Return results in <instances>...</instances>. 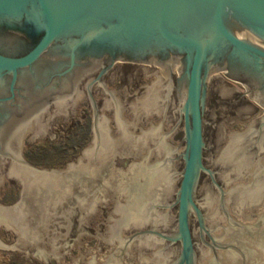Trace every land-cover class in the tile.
Returning a JSON list of instances; mask_svg holds the SVG:
<instances>
[{"label": "water", "instance_id": "obj_1", "mask_svg": "<svg viewBox=\"0 0 264 264\" xmlns=\"http://www.w3.org/2000/svg\"><path fill=\"white\" fill-rule=\"evenodd\" d=\"M29 3L43 34L22 56L0 55V71L32 72L70 32L122 46L163 41L186 56L170 67L177 94L167 68L119 57L105 90L87 97L93 137L64 169L28 165L21 143L64 111L70 94L25 107L20 93L0 101V185L3 177L20 185L16 202L0 204V224L16 235L0 250L53 259L72 241L97 239L93 250L115 247L101 264H264V113L228 132L212 170L200 167L206 81L225 72L223 51L234 71L264 81V0H0V14Z\"/></svg>", "mask_w": 264, "mask_h": 264}, {"label": "flooded vegetation", "instance_id": "obj_2", "mask_svg": "<svg viewBox=\"0 0 264 264\" xmlns=\"http://www.w3.org/2000/svg\"><path fill=\"white\" fill-rule=\"evenodd\" d=\"M106 27L105 24L101 25L103 29ZM43 30V20L36 4L29 3L24 11L14 15L0 14V55L7 57L24 55L38 42ZM99 37V34L94 32H85L83 35L70 32L51 43L34 63L32 72L22 68L15 72L1 70L0 101L9 102L16 93H20L26 99V103L21 101L24 107L39 102L52 104L55 95L66 96L69 93L70 97L64 98L66 102L71 100L76 93L75 90L84 91L89 98L95 89L105 90L104 87L108 86L107 75L114 64L119 62L117 61L119 57L130 60L122 63L147 66L156 64L167 68L170 79L176 84V94L178 93L180 76L176 73L175 77H172L170 67L175 62L183 63L186 56L183 50L170 48L167 43L157 40L146 41L139 45L131 43L122 46L113 39L100 40ZM228 55L229 48L223 51L220 58L225 72L221 73V77L213 78L215 92L221 93L220 86L229 84L226 79L231 80L229 77L233 76L236 79L233 81H239L244 91L235 96L236 103L229 100L231 105L232 103L233 105L235 103L236 107L240 105L241 110L251 106L253 103L251 100H244L247 93L257 98L259 102L262 101L264 81H259L255 76L243 71L237 69L234 71L227 61ZM31 74L36 75L39 81L35 83ZM207 93L208 86H206L203 109ZM219 94L216 95L219 97ZM92 105L95 111L98 110V103L92 101ZM248 110L254 113L253 108ZM260 122L262 119H256L252 121L251 126Z\"/></svg>", "mask_w": 264, "mask_h": 264}, {"label": "rangeland", "instance_id": "obj_3", "mask_svg": "<svg viewBox=\"0 0 264 264\" xmlns=\"http://www.w3.org/2000/svg\"><path fill=\"white\" fill-rule=\"evenodd\" d=\"M221 76V73L212 74L206 81L208 93L203 109L200 167L207 171L212 170L214 159L228 141V132L243 131L247 124L264 113V107L247 95L244 100H251V106L243 110L239 108L240 105L236 107L234 98L244 91L241 83L226 79L229 84L219 85L222 88L220 94L215 92L213 78ZM229 100H233L234 105ZM252 108L253 114L248 110ZM91 125L92 107L87 95L84 91L76 90L64 111L52 114L46 120L44 129L32 142H27L30 132L25 133L21 143L23 161L36 169H64L67 162L76 163V158L93 137ZM19 190L20 185L15 180L3 177L0 204L11 205L16 202ZM14 238L16 235L11 229L6 231L0 224V242L8 245L14 242ZM96 243L97 239L83 244L72 241L70 248L62 256L53 259H39L23 251L0 250V264H101L115 247L110 245L100 253L93 250Z\"/></svg>", "mask_w": 264, "mask_h": 264}, {"label": "bare ground", "instance_id": "obj_4", "mask_svg": "<svg viewBox=\"0 0 264 264\" xmlns=\"http://www.w3.org/2000/svg\"><path fill=\"white\" fill-rule=\"evenodd\" d=\"M242 32H243V34H245V35L249 34L248 32L243 31V30H242ZM213 70H215V69H213Z\"/></svg>", "mask_w": 264, "mask_h": 264}]
</instances>
